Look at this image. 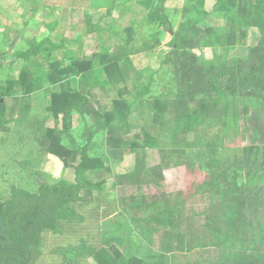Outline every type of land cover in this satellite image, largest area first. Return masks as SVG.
Here are the masks:
<instances>
[{
  "label": "trees",
  "instance_id": "16d2710c",
  "mask_svg": "<svg viewBox=\"0 0 264 264\" xmlns=\"http://www.w3.org/2000/svg\"><path fill=\"white\" fill-rule=\"evenodd\" d=\"M110 1L89 0L81 35L52 33L57 19L43 21L47 32L11 52L15 74L0 61L8 69L0 76V132L31 119L39 153L60 165L32 168L31 187L0 195V264H35L44 233L97 221L103 211L115 217L99 225V244L80 238L64 247V264H82L80 255L96 264H264V0H181L174 8L168 0ZM36 2L22 7L35 14ZM83 36L97 40L89 52ZM9 41L5 32L1 44ZM139 52L156 55V67H135ZM241 120L256 143L231 145L244 137ZM147 149L158 152L156 164H147ZM126 152L133 167L115 172ZM179 166L204 173L188 194L207 198L202 209L187 206L180 191H141Z\"/></svg>",
  "mask_w": 264,
  "mask_h": 264
},
{
  "label": "rangeland",
  "instance_id": "374dc122",
  "mask_svg": "<svg viewBox=\"0 0 264 264\" xmlns=\"http://www.w3.org/2000/svg\"><path fill=\"white\" fill-rule=\"evenodd\" d=\"M73 1V3H71ZM110 0H91L94 5L103 6L108 4ZM89 0H42L41 2H36L38 10L35 14H31L30 11H25L23 13L22 7L14 4L13 1L10 0H0V27L2 26L9 32L11 37L10 46L13 48H24L26 47V39L29 36H40L41 32H47L48 29L43 24V21H47L51 18L57 19V26L50 32L52 33H60L64 37H70L72 35H81V31L85 28V22L82 20L83 11L88 8ZM112 2V0L110 1ZM210 0H208V4ZM32 4L33 1H32ZM181 4V0H168L167 5L169 8H174L175 6H179ZM104 9L99 7L98 11L92 12L94 16L101 13ZM22 14V16H18V14ZM23 20H27V23L24 24ZM4 22H7L6 24ZM9 23V24H8ZM71 24L74 27H71ZM24 27L23 31L20 29ZM8 28V29H7ZM137 29L141 30L148 35L152 31V27L148 25L138 24ZM2 30V29H0ZM53 39H57L56 35L50 33ZM82 39V48L84 52L91 51V48L96 46L97 40L94 36H83ZM256 39L255 32H250L247 38V45L253 44ZM169 40V36L166 35L162 38L160 42V46ZM114 39L110 40L113 42ZM247 45L239 48L238 54H243L247 50ZM7 47V48H6ZM71 47V45H70ZM154 49L156 53V49ZM163 49L167 48L165 45L162 46ZM6 49L10 51L8 44L3 45L0 44V51ZM74 49H78V46ZM206 56L210 55V51L208 49L205 50ZM243 52V53H242ZM60 56L58 53L54 55ZM2 58L4 55L1 56ZM5 62L9 60V57H4ZM158 58L156 55L150 57L145 54V52H139L135 54L133 57V63L135 67H156V63ZM17 65H14L10 70L12 73H16ZM133 67V68H135ZM128 72L132 75V67L126 66ZM6 70V66L1 64L0 66V76L4 74ZM162 72V71H161ZM163 77V74H156V78ZM3 80V79H2ZM162 88V86H160ZM98 92L99 90H95ZM104 103H109L108 99L102 97ZM37 100L33 101V105L37 104ZM109 107V106H107ZM38 114V113H37ZM18 113H15L14 116H17ZM75 120V118H74ZM32 120L25 121L24 126L16 123L15 121H11L7 124L8 130L0 132V195L2 198L8 197L10 193V187L12 185L27 187V182L29 179L32 180L29 176L30 173L33 172L32 168L36 170H45L50 169L54 170L55 160L52 158L50 153L40 154L38 146L40 147L39 136L37 133L34 135L30 134L28 131L29 122ZM240 128L243 134V138L237 137L234 143L242 145L248 142L256 143V138L251 136V132H245L246 127L249 130L248 123L244 124L243 121H240ZM134 130L131 132V134ZM129 136V134H128ZM147 164L154 165L159 161V154L156 150H146ZM30 159L36 163L34 166L25 165L24 160ZM30 160H27L30 163ZM50 161L47 165H44V161ZM41 161V162H40ZM135 162V155L131 152H126L123 155V159L119 164L114 166L115 172H126L130 168L133 167ZM163 179L160 181V185L150 184V185H142L141 191L144 195H159L163 193L164 195H174L177 191H180L183 196H186V205L192 206L194 209H202L207 204V198L205 196L200 195H189L192 193L193 186L195 183L199 182L202 178H204V173L198 170L189 172L187 168L184 166L174 167L170 169L163 170ZM50 178H54L50 175ZM31 182V181H30ZM30 182L28 185L31 187ZM136 187H127L122 189L125 193H133L135 192ZM148 197V198H149ZM87 207L86 209H88ZM102 208V207H101ZM87 211V210H86ZM97 217V221H93V218L88 216L86 221H82L81 223L76 224L71 229V224H65L66 230L62 233L55 234L51 232H46L43 234L42 246L40 249V255L38 256L35 264H64V256L61 253V249L67 246L76 245L80 238L86 240L87 244L97 246L99 244L98 232L99 225L105 223V220H109L111 217H115V212L113 211H103L101 216ZM159 238L155 236V243H157ZM122 246V247H121ZM116 247L121 251L124 250V245L116 244ZM71 257V256H70ZM79 261L82 264H96L91 258L86 255H80Z\"/></svg>",
  "mask_w": 264,
  "mask_h": 264
},
{
  "label": "crops",
  "instance_id": "0c3cea01",
  "mask_svg": "<svg viewBox=\"0 0 264 264\" xmlns=\"http://www.w3.org/2000/svg\"><path fill=\"white\" fill-rule=\"evenodd\" d=\"M10 1H13L14 2V4H16V5H19L20 7H22V3L23 4H29L30 2H31V0H10ZM34 4H32V6H33ZM21 10H23V13L26 11L23 7H22V9ZM23 13H21L20 12V14H18V16H22V14ZM5 24L7 23V22H4ZM23 23H24V20H23ZM9 24V23H8ZM25 24V23H24ZM0 29H2V30H0V44H1V36L3 35V34H5V32H7L6 31V29L2 26V28L0 27ZM23 29H24V27H22L20 30L21 31H23ZM7 34H8V36H9V38H10V41H11V37H10V35H9V32H7ZM26 39V38H25ZM10 41L8 42V47H9V49H11L10 51H8V50H6L5 49V53L4 52H2V51H0V61L1 62H3V63H5L6 65H8V66H10L9 68L11 69L12 67L14 68V65L16 66H18L19 67V63H17V62H15V61H12V56H11V52L15 49V48H13V46H10ZM7 48V47H6ZM2 55H4V57H9V60H8V62L6 61H4L3 59H4V57L2 58L1 56ZM12 61V62H11ZM0 62V63H1ZM5 65V66H6ZM7 67V66H6ZM18 67H16V69L18 70ZM15 69V68H14ZM17 70H16V72H17ZM6 72H8V69H6L5 70V72H4V74L3 75H1V78H4V77H6L5 76V74H6ZM53 157V156H52ZM54 158V157H53ZM59 169H60V165H57L56 167H55V169H54V171H56V172H58L59 171Z\"/></svg>",
  "mask_w": 264,
  "mask_h": 264
}]
</instances>
